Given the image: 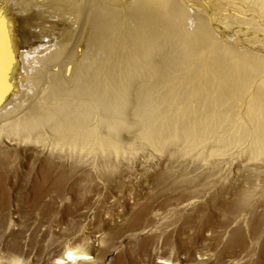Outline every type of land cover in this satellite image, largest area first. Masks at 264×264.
Wrapping results in <instances>:
<instances>
[{"label":"bare ground","instance_id":"6f19581e","mask_svg":"<svg viewBox=\"0 0 264 264\" xmlns=\"http://www.w3.org/2000/svg\"><path fill=\"white\" fill-rule=\"evenodd\" d=\"M116 2L0 0V173L9 166L10 151L29 152L41 163L28 185L14 183L8 190L0 178V204L9 205L10 192H23L21 205L46 208L45 197L60 198L70 175L105 178L113 164L128 160L127 151L144 146L164 155L163 161L175 160L176 173L187 169L182 178L196 181L213 200L233 196L225 213L246 216L254 264H260L264 21L253 15L258 5L264 11V0H129L121 7ZM39 14L44 31L31 22ZM257 19L264 20V12ZM37 25L47 45L29 54V29ZM24 64L35 73L44 69V91L27 93L15 105L8 96L19 75L26 86ZM231 173L235 177L228 182ZM158 177L155 184L164 183ZM189 181L170 188L189 187ZM147 212L142 208L139 215ZM240 232L232 230L229 239L241 244ZM43 250L38 241L0 238V264H25ZM89 260L67 245L52 264Z\"/></svg>","mask_w":264,"mask_h":264},{"label":"rangeland","instance_id":"374dc122","mask_svg":"<svg viewBox=\"0 0 264 264\" xmlns=\"http://www.w3.org/2000/svg\"><path fill=\"white\" fill-rule=\"evenodd\" d=\"M128 1L117 0L116 5L121 7ZM263 12L258 5V10L254 12L256 15H253L256 22L264 21L257 19L262 17ZM40 16L31 17V22L41 24L44 31L46 21ZM38 28L29 29L34 31L33 45L27 51L29 54L36 47L42 51L45 49L43 45H47L45 37H38ZM24 68L26 86L21 85L23 80L19 74L23 70L20 69V72L18 69L16 91L8 96V101L12 100L15 105L23 103L27 93L38 95L44 91L41 89L42 80L46 78L44 69L40 67V71L35 73L28 64H24ZM242 115L249 121L248 116ZM31 147L29 145L23 151L28 152ZM28 153L10 151L9 166L0 173V178L7 180L5 187L8 190L14 183L28 185L32 178L37 177L40 160ZM126 153L128 162L122 160L113 164L105 178L95 175L91 179L79 175L73 178L70 175L65 179L63 195L55 201L53 194L45 197L48 207L41 210H30L27 204L21 205L19 201L24 198L23 192H10L9 205L0 204V238L38 241L44 247L39 256L32 254L25 264H52L67 245L92 257L86 264H159L161 259L170 264H254V244L247 232L246 216L225 213L232 195L223 194L225 196L213 200L203 186L196 185V181L182 178L181 172L187 169L176 173L175 160L163 161L164 155L144 146L131 154ZM136 155L141 156L137 162ZM166 170L171 171L172 176H166ZM158 176L165 178L164 183L155 184ZM227 176L228 182L235 177L233 173ZM184 181H189V187L183 185L174 191L170 188L172 182L180 185ZM0 196L4 198V195ZM175 199L179 202L176 203ZM145 207L148 212L139 215ZM261 210L258 207L257 213H262ZM235 229L241 231L239 238L244 243L229 239L230 232ZM262 261L260 264H264V259Z\"/></svg>","mask_w":264,"mask_h":264}]
</instances>
